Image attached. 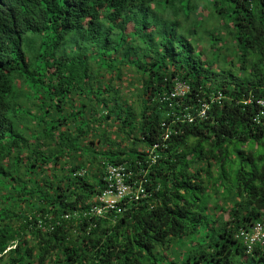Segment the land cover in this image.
Here are the masks:
<instances>
[{"label":"trees","instance_id":"trees-1","mask_svg":"<svg viewBox=\"0 0 264 264\" xmlns=\"http://www.w3.org/2000/svg\"><path fill=\"white\" fill-rule=\"evenodd\" d=\"M207 2L232 49L223 56L212 32L203 59L178 30L198 0H0V264H169L175 252L182 264H264L237 237L264 216V0ZM177 79L190 92L171 105L161 97ZM219 91L206 118L172 123L181 132L149 167L152 198L84 216L105 163L148 167L163 122Z\"/></svg>","mask_w":264,"mask_h":264},{"label":"built area","instance_id":"built-area-1","mask_svg":"<svg viewBox=\"0 0 264 264\" xmlns=\"http://www.w3.org/2000/svg\"><path fill=\"white\" fill-rule=\"evenodd\" d=\"M190 92V85L181 79H177L173 88L162 95L165 101L176 99H183ZM225 95L219 91L217 94H212L209 98H199L196 107L185 106L182 113H173L175 117L171 122L164 121L163 127L165 133L163 140L155 143L153 146L145 149L147 153L146 163L148 167H140L135 170L126 162L118 163H105L103 187L96 197L92 200L84 216L94 215L101 218H106L108 213H123L126 206L131 202L141 201L143 199H150L153 197L152 190L148 189L147 184L150 181L148 178L149 167L155 164L161 157L159 149L166 148L167 140L174 134L181 132L172 126V123L180 121L182 123H193L198 119H204L208 116V111L211 104L214 102L222 103ZM253 99L249 98L244 100L245 104L252 102ZM255 103L258 105V112L254 116V121L261 123L264 119V96L255 97ZM172 105V104H171ZM192 109V110H191ZM138 164H141L138 162ZM88 169L83 168L77 170L75 176H84L87 174ZM75 216L79 214L75 213ZM72 214H65V218H70ZM42 221L39 223L41 224ZM94 223V222H92ZM237 237L240 238L245 246V251L250 254L254 251L257 245L264 249V216L258 219L248 228H241ZM202 264V263H200Z\"/></svg>","mask_w":264,"mask_h":264},{"label":"rangeland","instance_id":"rangeland-1","mask_svg":"<svg viewBox=\"0 0 264 264\" xmlns=\"http://www.w3.org/2000/svg\"><path fill=\"white\" fill-rule=\"evenodd\" d=\"M198 2L199 3H198V7L196 9V12L191 14L193 19L191 18L189 20V23H186L184 16H182L181 21H182V24L184 27L178 28V30L181 32H184L185 34L188 35V37L197 41L199 48L203 49V52H204L203 59L211 57V55H212V51H211L212 45L210 44V39H209V35L212 32L217 33L218 37H221L224 39V41H226V43L221 48V53L223 54V56H225L226 54H230L229 49H232V41L230 38L229 29L226 28V26H225L226 22L222 18H218L219 16L214 12V10L210 6V4L207 2V0H198ZM156 14L158 15V17H160V19L168 16L167 12H164L160 9L156 10ZM135 15H136V13H128L126 15L127 31H131L135 28V25H136ZM171 17L172 16H170V18ZM195 19L201 20V24L198 25V23L195 21ZM192 20H193V22H192ZM222 57L220 59H222ZM222 66H224L223 62H221L220 64L218 63L216 65V69L218 70ZM127 72H128V70L125 69V75L123 76V79H122L123 85H124V83L127 82V80H126L128 77ZM124 89H127V88L125 87ZM133 89H134V87L131 86L128 90H125V94H126L125 96L130 101H133L135 98L132 95ZM23 91H25V90H23ZM135 105H137L136 102H135ZM129 145L126 142V146L128 147ZM101 149L104 150V147L102 146ZM259 150L264 151V146L261 145ZM81 152L85 156V158H87L88 156L94 155V152H92L91 149H88L85 147H84V149H81ZM96 155H99L100 157H104L102 152H98V153H96ZM73 162H76V160H74ZM172 251L170 250V252H172ZM171 259H174L175 263L172 262L169 264H182V262H183V256L180 255L178 252H175L174 254H172ZM49 264H54V263L50 262Z\"/></svg>","mask_w":264,"mask_h":264},{"label":"clouds","instance_id":"clouds-1","mask_svg":"<svg viewBox=\"0 0 264 264\" xmlns=\"http://www.w3.org/2000/svg\"><path fill=\"white\" fill-rule=\"evenodd\" d=\"M200 264V263H199ZM203 264V263H202Z\"/></svg>","mask_w":264,"mask_h":264}]
</instances>
